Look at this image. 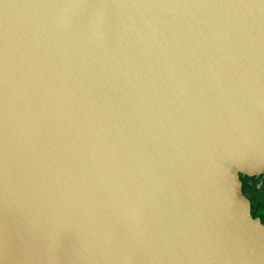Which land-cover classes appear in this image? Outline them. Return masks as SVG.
Instances as JSON below:
<instances>
[{
    "label": "water",
    "instance_id": "obj_1",
    "mask_svg": "<svg viewBox=\"0 0 264 264\" xmlns=\"http://www.w3.org/2000/svg\"><path fill=\"white\" fill-rule=\"evenodd\" d=\"M264 0H0V264H264Z\"/></svg>",
    "mask_w": 264,
    "mask_h": 264
},
{
    "label": "flooded vegetation",
    "instance_id": "obj_2",
    "mask_svg": "<svg viewBox=\"0 0 264 264\" xmlns=\"http://www.w3.org/2000/svg\"><path fill=\"white\" fill-rule=\"evenodd\" d=\"M244 192L248 195L253 213L264 220V178L262 176L244 179Z\"/></svg>",
    "mask_w": 264,
    "mask_h": 264
}]
</instances>
